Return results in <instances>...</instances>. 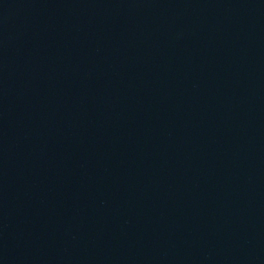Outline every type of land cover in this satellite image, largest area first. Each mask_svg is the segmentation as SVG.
Wrapping results in <instances>:
<instances>
[{
	"label": "water",
	"instance_id": "1",
	"mask_svg": "<svg viewBox=\"0 0 264 264\" xmlns=\"http://www.w3.org/2000/svg\"><path fill=\"white\" fill-rule=\"evenodd\" d=\"M0 264H264V0H0Z\"/></svg>",
	"mask_w": 264,
	"mask_h": 264
}]
</instances>
